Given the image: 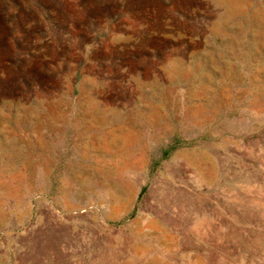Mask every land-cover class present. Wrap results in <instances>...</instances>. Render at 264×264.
I'll return each mask as SVG.
<instances>
[{
  "label": "rangeland",
  "instance_id": "rangeland-1",
  "mask_svg": "<svg viewBox=\"0 0 264 264\" xmlns=\"http://www.w3.org/2000/svg\"><path fill=\"white\" fill-rule=\"evenodd\" d=\"M0 264H264V0H0Z\"/></svg>",
  "mask_w": 264,
  "mask_h": 264
},
{
  "label": "trees",
  "instance_id": "trees-1",
  "mask_svg": "<svg viewBox=\"0 0 264 264\" xmlns=\"http://www.w3.org/2000/svg\"><path fill=\"white\" fill-rule=\"evenodd\" d=\"M175 146H173V147H171L170 149H172V148H174ZM167 154H168V151L167 150H165V151H163L162 152V156L165 158L166 156H167ZM156 165V163L154 164V166Z\"/></svg>",
  "mask_w": 264,
  "mask_h": 264
}]
</instances>
